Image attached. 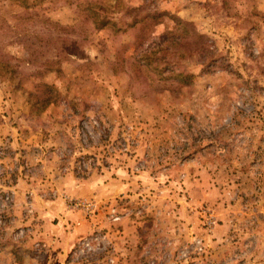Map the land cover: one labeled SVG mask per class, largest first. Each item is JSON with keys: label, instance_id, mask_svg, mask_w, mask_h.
<instances>
[{"label": "rangeland", "instance_id": "rangeland-1", "mask_svg": "<svg viewBox=\"0 0 264 264\" xmlns=\"http://www.w3.org/2000/svg\"><path fill=\"white\" fill-rule=\"evenodd\" d=\"M63 211L81 264H264V0H0V246Z\"/></svg>", "mask_w": 264, "mask_h": 264}, {"label": "crops", "instance_id": "crops-1", "mask_svg": "<svg viewBox=\"0 0 264 264\" xmlns=\"http://www.w3.org/2000/svg\"><path fill=\"white\" fill-rule=\"evenodd\" d=\"M13 215L18 217L16 209ZM51 217L57 222H50L48 217L37 224L19 219L15 225L5 228L8 243L0 246V264H81L73 258L71 251L94 227L82 223L80 227L70 228L68 220L73 223L79 217L67 211Z\"/></svg>", "mask_w": 264, "mask_h": 264}, {"label": "trees", "instance_id": "trees-1", "mask_svg": "<svg viewBox=\"0 0 264 264\" xmlns=\"http://www.w3.org/2000/svg\"><path fill=\"white\" fill-rule=\"evenodd\" d=\"M164 17H167L168 19H172L173 18L171 15H169L168 13H164V12L157 13V14L147 13V14L141 16L137 21L132 22L130 24V27H134L136 24H141V23H145V24H151L152 23L153 24L154 22H157L158 20H160V19H162ZM102 19H104V18H102ZM177 24H178L177 27L179 28V30L182 29V28H184L185 25H187L186 23L181 22V21H179ZM139 29L142 31V27L141 26L139 27ZM166 34L167 33L161 34L159 36V38L161 39L164 36H167L168 35V34L167 35ZM137 45H139V44L137 43ZM45 88H47V89L50 90V87H47L46 86ZM50 103H51V97H48V99L44 100L43 105L44 106H47Z\"/></svg>", "mask_w": 264, "mask_h": 264}, {"label": "built area", "instance_id": "built-area-1", "mask_svg": "<svg viewBox=\"0 0 264 264\" xmlns=\"http://www.w3.org/2000/svg\"><path fill=\"white\" fill-rule=\"evenodd\" d=\"M80 206H81L80 203H75V204H74V207H80ZM86 208H88V207H86Z\"/></svg>", "mask_w": 264, "mask_h": 264}]
</instances>
